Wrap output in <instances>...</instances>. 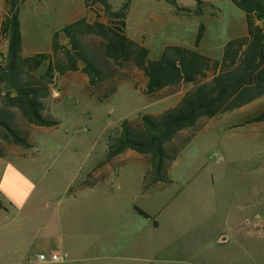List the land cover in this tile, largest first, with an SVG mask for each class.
I'll use <instances>...</instances> for the list:
<instances>
[{
	"label": "rangeland",
	"instance_id": "1",
	"mask_svg": "<svg viewBox=\"0 0 264 264\" xmlns=\"http://www.w3.org/2000/svg\"><path fill=\"white\" fill-rule=\"evenodd\" d=\"M124 1L110 0L116 9ZM59 2L62 6L63 0H27L21 13L27 49L31 32L36 31L41 45L47 42L53 20H58ZM178 2L192 11L183 14L188 17L191 33L179 34L167 23L156 25L160 30L156 44L149 47L151 58H158L167 45H181L182 37L192 35L190 48L221 58L232 34L246 26L245 12L232 0ZM5 9L6 0H0V27ZM95 9L102 15L99 18L105 19L103 6L95 5ZM130 10L134 26L144 17L178 12L166 0H131ZM84 15L90 21L96 18L86 0H66L67 23ZM146 29L149 37L155 33V25ZM131 32L137 35L138 29ZM89 40L98 44L101 38L91 35ZM0 51H7L4 41H0ZM109 65L115 76L95 89L98 96L108 95L105 101L89 96L86 73L70 71L58 76L51 87L49 110L59 120L58 125L41 127L18 115V127L33 146L8 141L0 130V195L7 207L0 208V264L14 263V248L19 260L30 264H38L41 252L47 256L57 253L63 264H129L135 262L128 258V252L131 255L138 241L148 249L160 246L164 251L161 262L148 259L145 264L201 262L211 233L218 237L229 233L223 222L226 216L244 215L249 220L264 216V129L258 132L237 125L264 105L262 96L205 120L170 163V182L147 185L144 181L137 204L149 217L141 215L131 231L113 234L119 222L109 219L106 206L92 219V200L117 192L118 184L126 185L123 193L132 197L130 189L148 170L141 154L127 152L106 161L111 134L123 119L136 117L132 121L137 122L140 113L161 112L178 97L155 101L172 89L145 96L147 79L142 70ZM115 87L117 91L111 93ZM190 132H183L176 143ZM125 221L135 222L132 218Z\"/></svg>",
	"mask_w": 264,
	"mask_h": 264
},
{
	"label": "trees",
	"instance_id": "2",
	"mask_svg": "<svg viewBox=\"0 0 264 264\" xmlns=\"http://www.w3.org/2000/svg\"><path fill=\"white\" fill-rule=\"evenodd\" d=\"M178 13H192L178 0H166ZM201 2V0H199ZM246 14L247 34L231 38L221 58L183 45H167L158 58L150 49L131 38L127 17L131 0L116 9L110 0H86L96 18L86 15L67 23L53 33L52 51L25 54L21 13L27 0H6L0 27V130L3 137L23 147L33 143L18 127V115L26 122L43 127L59 124L49 110L51 87L58 76L82 70L88 76L90 97L105 101L95 89L115 76L109 67L143 71L147 82L143 90L152 96L164 89L175 92L183 83H192L173 107L157 113H140L137 122L123 119L111 134L106 161L132 149L146 157V184L170 182L168 167L184 145L191 141L205 120L224 115L264 96V0H232ZM103 6L105 19L95 5ZM98 17V18H97ZM200 33L196 43L201 41ZM101 38L95 44L89 36ZM109 66H108V65ZM115 87L111 93L116 92ZM264 121V105L248 113L237 125ZM191 132L176 143L185 131ZM193 130V131H192ZM0 208L7 209L0 195ZM141 215L149 217L138 209Z\"/></svg>",
	"mask_w": 264,
	"mask_h": 264
},
{
	"label": "crops",
	"instance_id": "3",
	"mask_svg": "<svg viewBox=\"0 0 264 264\" xmlns=\"http://www.w3.org/2000/svg\"><path fill=\"white\" fill-rule=\"evenodd\" d=\"M58 11H59L58 20L57 21L53 20V24L50 28V32L48 35V40L44 45H41L40 42H37L36 31H34L30 33V43H28V49H27L25 43L24 24L22 22L23 50L25 54L52 51L53 33L67 24L66 0H63L62 6H61V2L58 3ZM130 16H131V10L127 17V27H126L127 34L131 38L143 43L148 47L156 44L155 39L158 37L160 30L159 26L158 28L156 27V25L158 24L160 25L162 23H167V25H172L175 31H177L179 34H184L185 36L189 32L191 33V30H189L190 24L188 21V17L184 16L182 13L176 12V10H173L171 15L167 17H162L160 15L144 17L142 20L139 21L137 26L130 24ZM61 18H63L62 21ZM244 24H246V26L241 25L240 32L236 34H232L231 38L247 34L248 29H247L246 14H245ZM148 25H155V33H153L152 36L150 37L146 29ZM136 28L138 29L137 35L131 32ZM185 36L182 37L183 40L178 42V44L192 47L194 43L193 35L189 39H186ZM208 55L214 56L211 53H209ZM85 78L86 81H88L87 77ZM192 87H193L192 83H183L182 86L178 87L175 92L169 93L165 96H159V98H156L155 101L159 99L169 98L170 96L173 95L178 96L175 103L171 106L173 107L183 98L187 90H189ZM162 91L163 90L159 92ZM135 118L136 117H133L131 120H134ZM238 126L246 127V128H256L255 131L260 132L264 129V121L250 123L246 125H238ZM127 152L139 154L138 152L132 149H128L120 153L116 157H121ZM144 162L147 163L146 160ZM146 172L147 170L145 169V173L143 174V180L134 184L133 187L130 189V193L132 194V197L131 195H126L125 193H123L122 188L126 185L118 184L117 192L119 193L108 192L107 197L105 199L92 200L89 205L92 219L95 218L96 215H101L103 213V208L106 206L105 211L109 219H112L114 221L116 220L119 222V224H116L118 225V229L112 231L113 234L123 235L128 231H131L130 228L132 226H135V224L138 222L141 216L140 212L136 209V206L138 207V209H141L138 206L137 202L139 200V196L141 195L144 189ZM159 183L161 184V182H157L155 184H159ZM113 187L116 188L115 186ZM78 205L79 207H81L82 203ZM247 207L249 208V206ZM127 218H132L135 220V222L128 223L125 221V219ZM223 222L225 223L226 229L229 231V233L223 232L219 237L211 233L212 237H210L208 244L206 245V247H208L207 252L204 254L201 262H192L189 260H183L181 264H264V216H256L254 217V220H249L248 217H245L244 215H229L224 218ZM163 253L164 251L160 246L148 249L145 246L141 245L140 241H138L132 247L131 255L128 252L129 255L128 258L132 259L133 262H135L129 264H145V262L148 259H154L155 261L161 262L163 259L161 258ZM11 255L14 258L13 264H30L27 261L19 260V252L17 248H14V251L11 252ZM166 255L171 256V252L168 253L166 252ZM39 259L40 260L38 261V264H63L62 257L60 260H56V261H53L51 259L43 260L40 257Z\"/></svg>",
	"mask_w": 264,
	"mask_h": 264
},
{
	"label": "built area",
	"instance_id": "4",
	"mask_svg": "<svg viewBox=\"0 0 264 264\" xmlns=\"http://www.w3.org/2000/svg\"><path fill=\"white\" fill-rule=\"evenodd\" d=\"M39 257L43 260L51 259L53 261L60 260L61 256L57 253H53L51 256H47L46 253H41Z\"/></svg>",
	"mask_w": 264,
	"mask_h": 264
}]
</instances>
